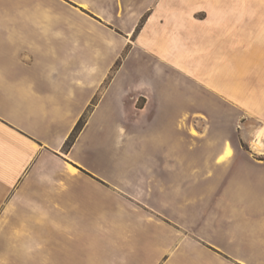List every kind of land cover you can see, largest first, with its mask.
Masks as SVG:
<instances>
[{
  "label": "crops",
  "instance_id": "1",
  "mask_svg": "<svg viewBox=\"0 0 264 264\" xmlns=\"http://www.w3.org/2000/svg\"><path fill=\"white\" fill-rule=\"evenodd\" d=\"M0 264H264V0H0Z\"/></svg>",
  "mask_w": 264,
  "mask_h": 264
},
{
  "label": "rangeland",
  "instance_id": "2",
  "mask_svg": "<svg viewBox=\"0 0 264 264\" xmlns=\"http://www.w3.org/2000/svg\"><path fill=\"white\" fill-rule=\"evenodd\" d=\"M145 19H146V15H144V16L141 18V20L139 21L138 26L136 27V32H138L139 29L142 27L143 23L145 22ZM120 62H121V58H120V59L117 61V63L114 65V66H115L114 68H116V67L120 64ZM131 65H136L132 59L129 61V65H128V66H131ZM131 68H132V67H131ZM131 68L129 69V71L131 70ZM142 74H143V75H141V76H148V72H143ZM139 75H140V74H139ZM130 77H131V78H134L135 76L132 75V76H130ZM251 78H253V75H252V76H251V75H247V76H245V78H243V79H241V80H242L243 82H250V84H251Z\"/></svg>",
  "mask_w": 264,
  "mask_h": 264
},
{
  "label": "trees",
  "instance_id": "3",
  "mask_svg": "<svg viewBox=\"0 0 264 264\" xmlns=\"http://www.w3.org/2000/svg\"><path fill=\"white\" fill-rule=\"evenodd\" d=\"M84 124V119L81 118L77 124L75 125V127L73 128L72 132L70 133L69 137L67 138L66 142H65V145L66 146H69L73 140L75 139V137L77 136L79 130L81 129V127L83 126Z\"/></svg>",
  "mask_w": 264,
  "mask_h": 264
},
{
  "label": "bare ground",
  "instance_id": "4",
  "mask_svg": "<svg viewBox=\"0 0 264 264\" xmlns=\"http://www.w3.org/2000/svg\"><path fill=\"white\" fill-rule=\"evenodd\" d=\"M261 136H262V130H260L258 133H257V135H256V138H255V140L253 141V146H258V145H260V144H262V142H261Z\"/></svg>",
  "mask_w": 264,
  "mask_h": 264
}]
</instances>
